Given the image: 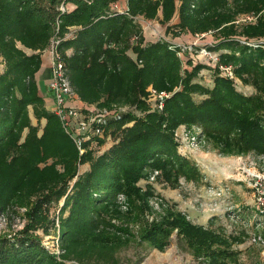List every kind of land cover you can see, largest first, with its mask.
I'll list each match as a JSON object with an SVG mask.
<instances>
[{
    "label": "trees",
    "instance_id": "trees-1",
    "mask_svg": "<svg viewBox=\"0 0 264 264\" xmlns=\"http://www.w3.org/2000/svg\"><path fill=\"white\" fill-rule=\"evenodd\" d=\"M115 1L0 0V215L24 209L28 219L22 231L0 236V264H119L120 230L106 218L121 216L119 194L130 209L144 198L135 185L148 170L168 175L188 165L175 151L172 134L179 125L198 126L238 149L264 153V50L239 42L264 39V0H126L122 13L110 10ZM244 13L260 15L238 31L232 22ZM138 18L157 20L174 37L216 31L217 42L208 51L228 53H219L212 66V88L194 82L207 66L188 61L190 69H183L180 47L163 39L146 42ZM173 18L177 22L168 25ZM55 41L75 101L82 103L75 107L112 112L101 128L133 123L99 156L90 149L94 142L102 145L99 139L85 141L79 154L40 95L41 56ZM220 65L231 66L255 94L237 92ZM150 90L172 93L162 111L148 102ZM194 95L204 98L196 102ZM116 104L132 109L120 112ZM84 165L88 169L80 173ZM173 229L209 264L228 257L226 250L213 248V235L189 227L179 215L145 224L140 240L162 250ZM36 231L58 238L59 260Z\"/></svg>",
    "mask_w": 264,
    "mask_h": 264
},
{
    "label": "rangeland",
    "instance_id": "rangeland-1",
    "mask_svg": "<svg viewBox=\"0 0 264 264\" xmlns=\"http://www.w3.org/2000/svg\"><path fill=\"white\" fill-rule=\"evenodd\" d=\"M113 4L123 9L126 7L125 0H116ZM254 15L239 14L232 23L239 31L243 25L241 19ZM176 20L173 18L168 25H174ZM136 22L141 26L146 42L163 39L180 47L177 56L182 60L183 69H190L188 61L207 66L198 73L194 82L207 89L212 88V66L215 62L212 58L202 57L200 51L206 49L209 52L207 48L216 44V31L174 37L172 34L166 35V25H160L157 20L138 18ZM221 52L228 53L227 50L209 53L212 57H218ZM220 74L231 81L237 92L244 96L255 94V90L244 85L233 71L231 75ZM177 90H181V87L174 88V91ZM171 95L168 93V97ZM193 98L200 102L204 97L194 95ZM113 108L120 112L132 109L128 105L118 104L113 105ZM86 117L89 122L91 114ZM31 120L35 124L32 116ZM132 124L115 123L103 127L98 137L102 145L98 146L94 142L90 149L97 156L103 154L118 142L121 130ZM172 137L177 156L188 162L189 166L169 172L168 175L161 170H148L147 176L135 185L139 196L144 198L136 201L130 209L126 197L119 194L116 200L121 216L106 218L120 230V233H115V238L120 240L115 251L119 264H209L204 257L194 255L178 229H173L168 245L162 250L140 240V231L145 224L161 222L175 215L183 218L189 227H199L203 233L213 235V248L219 246L226 250L228 257L217 259L215 264H264V207H258L253 188L256 182L258 187L264 188V179H256L257 176L264 177V153L238 149L230 141L225 143L204 133L198 126L179 125ZM87 169L88 166H81L79 172ZM61 205L62 200L58 205H53L49 211L50 218L57 214ZM27 223L24 209L1 214L0 236L10 238L22 231ZM35 235L41 239L45 250L59 260L61 253L57 254L58 244H54L53 248V242L41 231H36ZM104 235L112 236L109 231H104Z\"/></svg>",
    "mask_w": 264,
    "mask_h": 264
},
{
    "label": "built area",
    "instance_id": "built-area-1",
    "mask_svg": "<svg viewBox=\"0 0 264 264\" xmlns=\"http://www.w3.org/2000/svg\"><path fill=\"white\" fill-rule=\"evenodd\" d=\"M64 7L61 6L60 10L64 11ZM111 11H116L122 13L126 10V7L123 9L119 7L117 4H111L110 6ZM258 15L254 16H248L243 17L241 19V22L243 24H252L256 21ZM242 44L250 45L253 47H256L258 45H261V48L264 50V39L259 40L257 42L252 41H240ZM57 41L52 42L51 49L49 51L50 53V59H51V79L48 85V89L52 95V99L55 104V115L59 118L60 123L64 129V131L69 135V137L72 139L73 143L77 147L79 154H82L85 150L83 149V143L88 140H94L98 139V137L101 135V124L103 120L109 116L110 113L105 109L99 110L93 106L87 108V112L83 113L79 109H77L74 105L70 104L71 102L76 100V96L73 93L69 82L67 80V77L65 75V70L63 67V62L60 58V55L55 50V45H57ZM210 52V51H209ZM206 51V49H202L200 51V55L202 57L212 58L215 64L218 63V57L214 56L212 57L211 54ZM209 56V57H208ZM0 65L3 66V61L0 57ZM218 69L221 73L231 75L232 74V67L231 66H218ZM168 94L165 92H157L155 90L149 91V99L148 102L150 105L156 109L157 111H162L163 104L165 99H167ZM88 116L91 114L90 120L88 122ZM84 116V118L82 117ZM85 121V123H84ZM256 179L259 181L261 179H264V177L257 176ZM257 182L253 186L254 193L257 196V205L258 207H264V188L261 186H257ZM56 227L58 231V222H56ZM49 237V236H48ZM50 238V237H49ZM53 243V248L55 245L58 244V238L56 237L54 240L53 238H50ZM59 249V248H58ZM60 254V250H57V254ZM58 254V255H59ZM66 264H77L76 262H68Z\"/></svg>",
    "mask_w": 264,
    "mask_h": 264
},
{
    "label": "crops",
    "instance_id": "crops-1",
    "mask_svg": "<svg viewBox=\"0 0 264 264\" xmlns=\"http://www.w3.org/2000/svg\"><path fill=\"white\" fill-rule=\"evenodd\" d=\"M126 1V0H125ZM125 5V4H124ZM42 59V65L39 70V72L36 75V80L37 84L40 90V95L44 97V102H45V107L47 110L54 112L55 110V104L52 99V95L48 89V84L51 79V59H50V53L48 51L44 52L43 55L41 56ZM1 67V72L3 70V66L0 65ZM70 104L72 105H77V106H82L81 102L78 101H73ZM30 115H31V110ZM44 123V121H42ZM86 166V165H84Z\"/></svg>",
    "mask_w": 264,
    "mask_h": 264
}]
</instances>
